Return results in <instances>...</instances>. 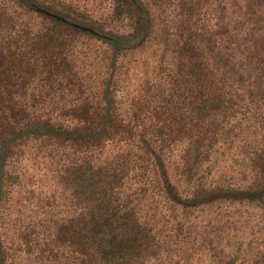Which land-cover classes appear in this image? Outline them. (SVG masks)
<instances>
[{"label": "trees", "instance_id": "obj_1", "mask_svg": "<svg viewBox=\"0 0 264 264\" xmlns=\"http://www.w3.org/2000/svg\"><path fill=\"white\" fill-rule=\"evenodd\" d=\"M115 3L129 33L0 0V264H264V0ZM84 41L117 79L155 46L143 106L77 74Z\"/></svg>", "mask_w": 264, "mask_h": 264}, {"label": "rangeland", "instance_id": "obj_2", "mask_svg": "<svg viewBox=\"0 0 264 264\" xmlns=\"http://www.w3.org/2000/svg\"><path fill=\"white\" fill-rule=\"evenodd\" d=\"M38 1L46 6L50 4L56 9V11H62L78 21L94 23L112 32L129 33L132 29L131 22L124 15H121L119 12H114L115 6L118 5V3H115V0ZM75 48L77 55V57H75V71L77 74L82 78H85L86 82L92 84V87L93 84H95L96 86L101 85L103 88L108 87L109 89L117 90V99H122L121 101L124 102L119 103L121 108L123 105L128 106L131 104L132 100L143 106L142 97L147 96V86H150L151 92H154L155 89L151 83H158V79L162 75L161 72L166 70V64L164 62H162L160 66V61L162 59H159V54H153L155 50L153 44H148L142 52L136 53L132 58H129L130 62L129 64L125 63V67L122 70L124 74L120 76L119 79L115 78V71H117V69L111 71L112 66L110 68L109 66L107 67V60L105 58L106 49L104 46L94 43L93 41H87L84 45L81 46V44H78ZM158 60H160L159 63ZM172 65V61L168 59L167 68ZM158 72H160V74H158ZM113 85H116V88H114ZM156 89L162 90L160 85H158ZM151 109L152 111L156 110L155 107L151 108V106H148L147 108H140V111L144 112L146 116H154V112L151 114ZM223 165H228L231 168H234L229 162L227 164L224 163ZM223 172L227 173L224 169ZM215 175L217 176L216 179H218L221 173L218 171ZM214 214L217 220L221 219V225H219L218 228L221 230L222 234L232 233L231 235L234 236H241V234H243L239 227L231 223H235V221H233L234 219H231L228 216V220L227 216H223L224 209L215 212ZM210 216L209 219H214L213 215L210 214ZM199 224L197 226H199ZM218 228L216 226V229L220 232ZM188 246H191V244ZM190 258L191 260L180 259H182L181 261L183 264H208L204 260L202 262L198 260L192 261L193 258Z\"/></svg>", "mask_w": 264, "mask_h": 264}]
</instances>
